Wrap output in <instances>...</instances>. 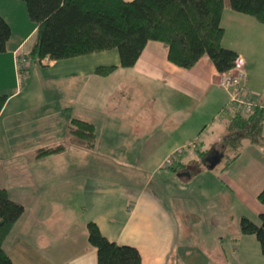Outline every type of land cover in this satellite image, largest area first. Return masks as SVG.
<instances>
[{
  "label": "crops",
  "instance_id": "crops-1",
  "mask_svg": "<svg viewBox=\"0 0 264 264\" xmlns=\"http://www.w3.org/2000/svg\"><path fill=\"white\" fill-rule=\"evenodd\" d=\"M0 14L11 29L0 52V93L8 94L0 110V149L15 158L7 161L0 187L24 206L7 236L12 260L96 264L87 230L94 221L109 240L135 246L141 264H229L222 247L229 212L239 204L264 212L257 197L264 187V144L243 138L229 159L233 149L222 138L232 111L220 116L229 95L210 58L182 67L168 59L164 42L148 40L129 67L119 65L112 48L29 60L20 76L16 58L29 50L32 42L26 50L24 43L36 23L22 0H0ZM220 23L222 44L243 60L249 95L264 104V25L225 5ZM109 65L116 67L96 73ZM34 73L40 94L24 90ZM71 117L94 124L92 148L68 141ZM34 130L49 139L27 137ZM59 143L61 151L37 154ZM176 151L177 165L165 167ZM239 241L237 234V247ZM198 246L203 250L192 249Z\"/></svg>",
  "mask_w": 264,
  "mask_h": 264
},
{
  "label": "trees",
  "instance_id": "trees-1",
  "mask_svg": "<svg viewBox=\"0 0 264 264\" xmlns=\"http://www.w3.org/2000/svg\"><path fill=\"white\" fill-rule=\"evenodd\" d=\"M28 17L36 23L29 50L18 55L34 61L43 57L62 59L95 51L116 48L119 65L132 66L148 40H159L167 47L168 59L182 67H191L201 56L210 58L215 69L228 71L237 52L222 44L224 28L220 23L224 0H22ZM235 11L248 14L264 25V0H228ZM11 29L0 14V52L6 48ZM116 66H98L105 74ZM27 68H19L20 76ZM8 94L0 93V110ZM224 145L238 155V144L246 138L264 144L263 110L256 106L249 113L235 109L229 114ZM68 141L92 148L96 142L92 122L71 117L67 127ZM64 143L37 150L38 155L61 151ZM178 162V161H177ZM175 162L169 167L177 165ZM264 202V187L258 192ZM24 210L0 187V264H16L4 248V242L15 221ZM244 234H253L264 254V212L256 223L247 216L239 218ZM88 240L96 248V264H141L138 249L119 244L102 234L94 221L87 222Z\"/></svg>",
  "mask_w": 264,
  "mask_h": 264
},
{
  "label": "rangeland",
  "instance_id": "rangeland-1",
  "mask_svg": "<svg viewBox=\"0 0 264 264\" xmlns=\"http://www.w3.org/2000/svg\"><path fill=\"white\" fill-rule=\"evenodd\" d=\"M224 5L229 7V1L224 0ZM34 39V36L31 35L26 42L24 43V48L27 49ZM33 66V63L31 64ZM25 74V73H24ZM23 74V76H24ZM24 78V77H23ZM32 79L30 81H27V85L24 87V90L26 93H31V94H40L41 87L37 82L38 75L36 73L33 74L31 77ZM31 133V132H29ZM33 134H28L27 137H31L32 139H39V141H46L49 138H47L46 133L44 134H39L38 130H34L32 132ZM53 136H56V132H54ZM49 136L51 135V130L47 132ZM52 136V137H53ZM60 137V136H57ZM65 142H68L65 140ZM14 153V152H12ZM232 153V152H231ZM11 154L10 151L0 149V182H3L5 179V167L7 166V161L11 163L12 161L15 160V158L11 159ZM250 205L246 204V206L239 204L238 206H235L230 212L229 216L226 219L227 222L230 225V230H225L223 232V240H222V247H223V253L225 260H227L226 263L229 264H234L235 261H245L247 258L248 264H264V254L261 253L260 251V246L258 241L256 240L255 236L253 234H244L240 231L239 228V218L242 214H245L248 216L251 220L254 222L258 223L259 222V214L255 213L250 210ZM237 234L240 235V241L238 243V247L234 244L235 242V237ZM9 237L7 238L6 245H4L5 250L10 254V255H15L14 247L12 244L9 243ZM194 251H202L203 249L201 247H194L192 248ZM243 257V258H242ZM242 258V259H241ZM219 264H224V262L219 263Z\"/></svg>",
  "mask_w": 264,
  "mask_h": 264
},
{
  "label": "built area",
  "instance_id": "built-area-1",
  "mask_svg": "<svg viewBox=\"0 0 264 264\" xmlns=\"http://www.w3.org/2000/svg\"><path fill=\"white\" fill-rule=\"evenodd\" d=\"M29 60L23 56L16 58V66L19 68H27ZM247 74L243 68V60L237 56L234 61V65L226 72L220 74V84L224 86L229 95L227 104L222 108L221 117L226 112H233L235 109L244 113L251 112L254 107H260L264 112V104L257 102L248 93L246 85ZM231 112V113H232ZM179 151L169 154L163 162L165 167H169L177 162Z\"/></svg>",
  "mask_w": 264,
  "mask_h": 264
}]
</instances>
